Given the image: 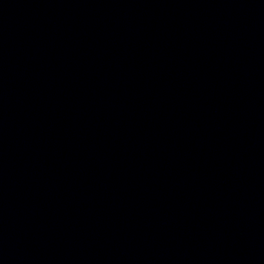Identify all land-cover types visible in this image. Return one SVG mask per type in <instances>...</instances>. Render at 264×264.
<instances>
[{"label": "water", "instance_id": "95a60500", "mask_svg": "<svg viewBox=\"0 0 264 264\" xmlns=\"http://www.w3.org/2000/svg\"><path fill=\"white\" fill-rule=\"evenodd\" d=\"M0 264H264V0H0Z\"/></svg>", "mask_w": 264, "mask_h": 264}]
</instances>
